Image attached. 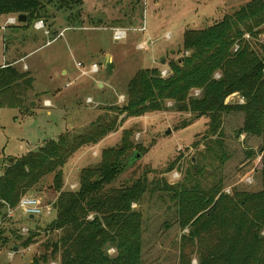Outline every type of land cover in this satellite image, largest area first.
I'll use <instances>...</instances> for the list:
<instances>
[{
	"label": "rangeland",
	"instance_id": "1",
	"mask_svg": "<svg viewBox=\"0 0 264 264\" xmlns=\"http://www.w3.org/2000/svg\"><path fill=\"white\" fill-rule=\"evenodd\" d=\"M46 1L41 0L47 16L50 14L46 21L51 35L42 36L43 31L35 32L29 26L28 30L38 37L33 49L41 48L25 62L32 66L30 71L23 72L35 79L34 90L39 98L36 96V107L30 108L29 103L26 111L0 108V174L11 158L36 151L60 135H82L94 124L113 120L117 115L114 109L125 104L126 86L138 71L169 69L170 62L186 55L182 49L186 31L205 29L250 0H83L82 4L58 10ZM65 28L68 29L63 31V37H58L50 47L44 46ZM115 29L124 30L126 38L114 41ZM1 35L0 31V66ZM257 44H264L263 34L251 42L254 47ZM141 45L143 49H139ZM28 51L31 48L19 53ZM108 59L110 69L106 68ZM93 64L99 72L89 74ZM22 67L20 64L17 69L22 71ZM62 70L67 74L63 75ZM42 95L51 100L52 108L42 107ZM198 95V91L190 94ZM88 99L91 103H87ZM241 100L234 94L226 99V104H238ZM165 106V111L138 118L120 116L116 132L97 145L82 147L74 153L63 168V191H76L79 171L98 165L102 151L119 145L123 132L131 130V154L139 155L111 186L118 188L143 175L149 181L148 192L139 203L132 204V209L142 214V264H179L183 254L190 257L191 264H197L191 244L183 239L188 229L180 227L176 204L155 183L163 179L171 186L190 187V182H199L202 188L209 189L220 181L224 193L259 191L261 139L237 137L243 115L237 111L224 115L220 138L228 159L220 164L207 150L211 147L209 142L217 139L205 137L209 120H195L188 113H179L173 102ZM187 122L190 124L183 127ZM248 152H253V156L248 157ZM52 178L53 175L45 177L26 195L49 206V210L34 221L17 215L5 225L2 231L7 243H0V264H33L34 258L46 254L45 244L59 237L60 232L48 231L56 214L53 204L57 194L50 189ZM22 226L28 234H18ZM30 237L31 244L24 248L22 243ZM49 253L41 264H60L59 254ZM107 253L112 256L114 250Z\"/></svg>",
	"mask_w": 264,
	"mask_h": 264
},
{
	"label": "trees",
	"instance_id": "2",
	"mask_svg": "<svg viewBox=\"0 0 264 264\" xmlns=\"http://www.w3.org/2000/svg\"><path fill=\"white\" fill-rule=\"evenodd\" d=\"M46 3L58 10L82 4L83 0ZM45 8L41 0H0V17L25 16L22 25L28 27L48 18ZM261 34L264 0H250L205 29L186 31L182 43L186 55L169 63L167 77H161L157 68L138 71L126 86L125 104L114 109L117 115L113 120L99 121L82 135H60L8 163L0 174V201L11 208L45 177L53 175L50 189L57 194L53 204L56 214L48 231L60 235L45 244L46 254L34 258L33 264L45 262L49 252L51 256L59 254L60 264H142V214L133 210L132 204L139 203L148 192L149 181L143 175L118 188L111 186L139 155L131 154V130L123 132L119 145L102 151L98 165L79 171L76 191H63V168L79 149L95 146L116 132L120 116L138 118L165 111L167 102L195 120H209L205 137L217 139L209 142L207 150L220 164L228 159L220 138L224 115L235 111L243 115L237 137L261 139L259 191L235 190L227 195L220 181L209 189L199 182H190V187L171 186L160 179L155 184L176 204L180 227L188 229L183 239L191 244L197 264H264V44L251 45ZM33 81L12 66L1 68L0 108L26 111ZM194 91L199 95L190 96ZM234 94L243 103L226 104ZM253 154L248 152L247 156ZM2 208L0 204V215ZM31 237L22 243L24 248L31 244ZM0 243H7L2 230ZM109 249L114 250L112 256L107 253ZM179 264H191L190 257L183 254Z\"/></svg>",
	"mask_w": 264,
	"mask_h": 264
},
{
	"label": "crops",
	"instance_id": "3",
	"mask_svg": "<svg viewBox=\"0 0 264 264\" xmlns=\"http://www.w3.org/2000/svg\"><path fill=\"white\" fill-rule=\"evenodd\" d=\"M14 17L17 18V16H15V15L2 16V17H0L1 23H2V21H4V23L1 24L2 26L0 28V31L2 32L1 37H2V43H3V59H2L3 63H2V65L5 64V67L12 66V67H14V68L17 69V66H19L20 64H22L23 65V67L21 68L22 71L21 70H19V71L20 72H28V71H30V69L32 68V66L27 65L25 62L33 55V53L35 51L39 50L41 47H39L37 49H33L34 44H36V41H37V38L38 37L35 36L33 33H31L28 30L29 26L28 27L27 26L24 27L22 24H15V25H8L7 24V21L9 19H11V18H14ZM47 17L49 18L50 17V14ZM47 19L46 18L44 20L42 19V21L44 23V30H43L42 36H45V37L51 35L50 29L47 26L48 25L47 24V21H46ZM33 24H32V27H31V29L33 31H35V32L42 31V30H35L34 27H33ZM67 29L65 28L64 30H62L61 32H59V34L62 33L61 36H59V34H58L57 37H55L51 41H47L44 46L45 47L46 46L47 47H50L52 45V42L54 43V41L58 37H63V35H64L63 34V31H66ZM44 32H48V35H46ZM48 42H51V43L48 45ZM30 48H31V51H28L26 54L19 53V51L25 52L27 49H30ZM93 65H95V64H93ZM107 65L110 66V67H108L110 69L111 68V65H112L111 64V60H109V59L107 60ZM62 74L63 75H66L67 73H66V71L62 70ZM33 80H34L33 81V89H32V91L29 92L28 97H29V103L35 102V105L33 107H36V101H37L36 96H37V93L34 90L35 79L33 78ZM37 97L39 98V96H37ZM44 102H49V104L51 105V107H44V105H43ZM41 105L44 108H52L53 107L51 100L50 99H47L46 97H44L42 99ZM33 107H30V108H33ZM49 114L50 113H48V115Z\"/></svg>",
	"mask_w": 264,
	"mask_h": 264
},
{
	"label": "built area",
	"instance_id": "4",
	"mask_svg": "<svg viewBox=\"0 0 264 264\" xmlns=\"http://www.w3.org/2000/svg\"><path fill=\"white\" fill-rule=\"evenodd\" d=\"M8 25H15L18 24L17 23V18H11L7 21ZM33 27L35 30H44V23L42 20L37 21L33 24ZM4 29V28H3ZM46 35H48V32H44ZM62 33L59 34V36H61ZM112 38L114 41H121L123 39L126 38V33L124 30L122 29H115L113 30V35ZM51 42H48V45ZM143 45L139 46V49H143ZM5 64L0 66L1 68H4ZM99 72V69L96 65H93L91 70H90V74H96ZM170 71L169 69H166L165 71L161 70L160 71V75L161 77H167L169 75ZM199 93V92H198ZM121 99H123V97H121ZM87 103H91V100L88 99ZM240 103H243V100L240 101ZM44 107H50L51 105L49 104V102H44ZM260 160V158H259ZM246 183L250 184L251 181L250 179L246 180ZM75 186H70V189H74ZM227 195L230 194V192L227 190L225 192ZM0 204H2L3 208H2V215H0V230H3L5 225L8 222H11L15 219V217L17 215L20 216V218L25 219V220H29V221H34L37 218H39L40 216H42L44 214V212L47 210H49V206H43L41 204V202L33 197H27L24 196L22 197L17 206L15 208H11L7 203H5L4 201H0ZM18 234L19 235H26L29 233L28 229L24 226L20 227L18 229Z\"/></svg>",
	"mask_w": 264,
	"mask_h": 264
},
{
	"label": "water",
	"instance_id": "5",
	"mask_svg": "<svg viewBox=\"0 0 264 264\" xmlns=\"http://www.w3.org/2000/svg\"><path fill=\"white\" fill-rule=\"evenodd\" d=\"M26 22V17L25 16H18L17 17V23L18 24H23V23H25ZM106 67H110L109 65H107V62H106ZM35 105V102H31L30 103V107H33ZM13 158H11L10 160H9V164H12L13 163ZM14 251H17V249L15 248V250Z\"/></svg>",
	"mask_w": 264,
	"mask_h": 264
}]
</instances>
